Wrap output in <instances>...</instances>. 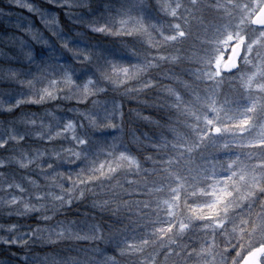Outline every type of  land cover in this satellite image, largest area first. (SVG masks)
Masks as SVG:
<instances>
[{
	"label": "snow or ice",
	"instance_id": "snow-or-ice-1",
	"mask_svg": "<svg viewBox=\"0 0 264 264\" xmlns=\"http://www.w3.org/2000/svg\"><path fill=\"white\" fill-rule=\"evenodd\" d=\"M10 3L29 38L0 37V215L44 226L0 224V244L29 249L20 264H264V0ZM109 92L160 113L133 110L157 131L106 133L125 123L115 98L94 99ZM71 100L84 109L51 108ZM85 200L112 223L56 218ZM71 240L107 247L56 251Z\"/></svg>",
	"mask_w": 264,
	"mask_h": 264
},
{
	"label": "trees",
	"instance_id": "trees-1",
	"mask_svg": "<svg viewBox=\"0 0 264 264\" xmlns=\"http://www.w3.org/2000/svg\"><path fill=\"white\" fill-rule=\"evenodd\" d=\"M0 9H3L4 12L9 13V15L0 14V37L4 34H12L22 35L25 39L29 37L22 32H18L15 28V21L19 16L28 17L29 14L26 10L21 9L19 7L14 6L13 3H10V0H0ZM65 24L69 22L61 17ZM37 27H41L38 21H33ZM77 30H80L79 28ZM93 43H99L104 47H115L117 49L120 48L122 43H127L133 41L131 37H114V36H102V35H93L91 36ZM190 43V42H189ZM36 51H40V47L36 46ZM115 98L117 104H122V111L125 114L124 116V132L117 133L112 129H107L106 133H110L111 135H121L123 139L131 143V133L134 131L137 136H140L141 133L151 136L153 131H157L154 129L153 125H149L146 121L139 120L135 116V111H142L143 116H148L152 120L159 119L161 115L154 109L148 108L145 109L143 104L136 99H130L128 97H121L116 93L109 92L107 97H98L94 99H99L100 103L103 104L105 102L111 105L112 99ZM143 98H141L142 100ZM87 106L90 108L91 101L86 102ZM51 108L57 110L60 115L71 116L73 113L69 112V108H79L80 110L84 109V105H77L75 100L71 101H63L61 104L57 105L52 103ZM25 110L30 112H37L39 114H43L44 109L40 106L33 105ZM3 117H0L2 120ZM120 116H117L116 123L120 124ZM111 135H108V139H111ZM143 144L149 150L145 151L143 149H139L138 152L135 149L139 148L138 145L132 144L134 149V154H137L141 159L148 155H154V152L151 150L149 142L147 140L143 141ZM51 147V145H49ZM60 220H67L69 222H81L88 221L90 223H96L104 226L105 228L112 223V217L108 212H102L99 208H93L91 204V200H85L83 202H76L72 207L67 209L61 215L56 217ZM19 223L22 225V231H27L29 227L35 228L39 224L41 227L44 226L43 222L39 221L36 216L24 217V218H15L8 219L5 216L0 215V224H10V223ZM4 233L0 232V236H3ZM104 249L107 246L100 241H91V240H71L62 242L57 248V252H61L65 256H77L79 254L80 257L84 256V250H88L91 252L94 248ZM30 249L33 254L44 255L45 253H50L52 249L43 243L40 242H30ZM29 251V249H25L23 247H18L16 245L5 246L0 244V264H20L21 258ZM106 254L111 255L112 252L109 250ZM235 253L233 252V255Z\"/></svg>",
	"mask_w": 264,
	"mask_h": 264
}]
</instances>
